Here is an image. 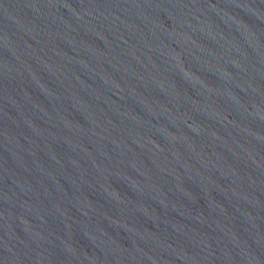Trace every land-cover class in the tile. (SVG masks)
<instances>
[{
    "label": "water",
    "instance_id": "1",
    "mask_svg": "<svg viewBox=\"0 0 264 264\" xmlns=\"http://www.w3.org/2000/svg\"><path fill=\"white\" fill-rule=\"evenodd\" d=\"M0 264H264V0H0Z\"/></svg>",
    "mask_w": 264,
    "mask_h": 264
}]
</instances>
